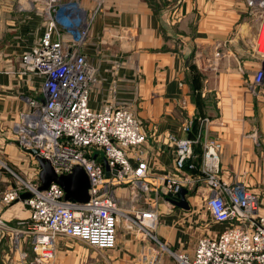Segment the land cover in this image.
<instances>
[{
  "label": "crops",
  "instance_id": "1",
  "mask_svg": "<svg viewBox=\"0 0 264 264\" xmlns=\"http://www.w3.org/2000/svg\"><path fill=\"white\" fill-rule=\"evenodd\" d=\"M79 2L91 18L82 51L96 69L88 105L99 109L112 102L134 112L145 143L129 148L127 156L133 167L135 157L142 159L148 181L156 186L157 240L192 255L200 237H214L225 227L211 221L194 193L186 197L190 210L183 211L162 196L157 183V178L174 174L175 145L170 140L188 138L182 128L188 118L199 120L197 133L201 121H209L206 135L221 144L222 177L240 181L255 193L264 215V91L258 95L249 91L260 63L247 42L254 38L257 24L247 16L245 0ZM44 27L39 15L16 11L14 0H0V152L7 160L26 156L13 144L12 127L27 112L23 97L38 96L41 86L37 76L7 72L22 69L20 57L37 46ZM182 101L185 109L180 108ZM103 159L99 154L97 161ZM33 168L18 167L29 178ZM9 175V169L0 167V197L15 183ZM113 192L126 216L147 208L141 196L131 201L126 187ZM28 217L21 201L10 206L0 201V219L8 227L0 230V264H92L88 245L65 237L57 238L53 261L35 263L28 236L15 241L13 232L16 222ZM125 225L117 228L111 256L117 264H144L138 255L150 242ZM158 259L157 264H174L167 254Z\"/></svg>",
  "mask_w": 264,
  "mask_h": 264
},
{
  "label": "built area",
  "instance_id": "2",
  "mask_svg": "<svg viewBox=\"0 0 264 264\" xmlns=\"http://www.w3.org/2000/svg\"><path fill=\"white\" fill-rule=\"evenodd\" d=\"M245 5L247 16L257 24L254 38L247 42L252 44L260 63L249 81V91L258 95L264 91V0H245ZM14 8L20 13L39 15L45 27L37 46L20 57L22 69L7 72L41 79L39 95L23 97L27 112L19 115L12 136L24 152L36 149L56 174L67 175L79 166L89 181V200L79 204L65 200L58 185L39 190L35 166L30 179L2 193V204L10 206L21 201L29 214L27 220L16 222L13 232L15 241L23 234L28 236L34 262L53 261L59 237L79 240L95 250H112L121 216L126 224L129 222L127 229L135 226L150 242L140 248L139 260L144 264H157L163 254L171 257L174 264H264L260 201L242 182L222 177L221 144L206 135L209 121H201L202 130L195 140H170L175 145L174 174L156 179L162 185L164 198L171 195L175 199L184 188L194 193L214 224L225 226L214 237H200L189 255L161 244L153 234L158 221V192L148 181L147 165L142 159L135 157L137 166L133 167L127 156L129 148L145 143L134 112L112 102L99 109L88 105L96 69L82 51L91 18L79 0H14ZM180 108H186L185 101ZM191 125L192 120L186 119L184 133ZM197 144L202 154L199 175L193 176L185 168L195 169L191 160ZM99 154L103 155V163L97 161ZM115 187L128 188L131 201L141 196L147 208L135 211L133 218L124 215L114 196ZM26 193L29 197L21 199ZM7 229L0 219V230Z\"/></svg>",
  "mask_w": 264,
  "mask_h": 264
},
{
  "label": "water",
  "instance_id": "3",
  "mask_svg": "<svg viewBox=\"0 0 264 264\" xmlns=\"http://www.w3.org/2000/svg\"><path fill=\"white\" fill-rule=\"evenodd\" d=\"M25 153L33 156L39 169V190H46L51 184H55L58 185L64 192L65 200H72L79 204L86 203L89 200V181L81 167L75 166L67 175H58L54 172L48 161L38 156L36 149L26 150ZM104 168L106 176H108V167L106 163H104ZM187 193V190L183 188L180 190L177 198L174 199L171 198V195H168L167 200L174 207L183 211H189L190 207L186 200ZM28 197V193L20 196L21 199Z\"/></svg>",
  "mask_w": 264,
  "mask_h": 264
},
{
  "label": "rangeland",
  "instance_id": "4",
  "mask_svg": "<svg viewBox=\"0 0 264 264\" xmlns=\"http://www.w3.org/2000/svg\"><path fill=\"white\" fill-rule=\"evenodd\" d=\"M16 10V9H15ZM264 37V36H263ZM262 44H264V40L262 41ZM16 141L13 142L14 145H16ZM13 145V146H14ZM18 148V149H17ZM17 150L21 151V149L17 146ZM6 155V154H5ZM5 155L4 153H2V151L0 152V163L6 165L4 167L8 168L9 169V177L13 180V182L17 183V182H20V181H27L28 179H30L29 177L25 176L26 173L23 172V171H20L18 169V167H20V165L24 166L25 167V170L28 171V168L31 169L34 167V165L37 167V164L33 158L32 155H29V154H26V156L24 157H21L22 159H5ZM20 156V155H18ZM27 156H29L28 158H26ZM12 162V163H8V162ZM21 161V162H20ZM3 166H0L2 169H4ZM28 167V168H27ZM38 168V167H37ZM38 172H39V169H37ZM6 171V170H5ZM25 173V174H24ZM37 178V179H36ZM35 180L37 182H39L38 180V174H37V177H35ZM14 183V185H15ZM13 185V186H14ZM132 217L131 215H128V217ZM124 220L125 218L124 217H121L119 218V223H118V228L120 227V225L122 223H124ZM128 223L127 222V225H125V228L127 229V226H128ZM129 230V229H127ZM129 231H137V229L135 228V226H132V229H130ZM117 238V237H116ZM147 240V239H146ZM85 249L88 251V253L92 256V259L90 260L89 263H92V264H117L114 260V258L111 256V252L109 250H104V252H100L98 250H95L93 248H90L89 246H85ZM140 250V249H139ZM139 256V255H138Z\"/></svg>",
  "mask_w": 264,
  "mask_h": 264
},
{
  "label": "trees",
  "instance_id": "5",
  "mask_svg": "<svg viewBox=\"0 0 264 264\" xmlns=\"http://www.w3.org/2000/svg\"><path fill=\"white\" fill-rule=\"evenodd\" d=\"M198 121L199 120H196L195 118L193 119L192 121V125L190 127V130L188 132V138L190 140H195L196 137H197V130L196 129V125L195 123L198 124ZM193 153H194V158L191 160V163L195 166V169L194 170H188L187 168H185V171H188L190 173H193V174H197L199 175V172L197 169H199V163H200V160H201V154H202V151H201V146L199 144L195 145L194 148H193Z\"/></svg>",
  "mask_w": 264,
  "mask_h": 264
}]
</instances>
